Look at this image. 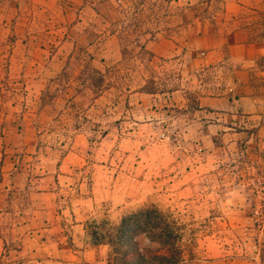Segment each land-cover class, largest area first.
<instances>
[{
  "label": "rangeland",
  "instance_id": "1",
  "mask_svg": "<svg viewBox=\"0 0 264 264\" xmlns=\"http://www.w3.org/2000/svg\"><path fill=\"white\" fill-rule=\"evenodd\" d=\"M207 1L0 0V14L28 28L2 39L22 48L26 67L14 130L23 174L55 176L50 213L3 231L0 264H107L109 246L90 228L149 204L180 227L177 264H264V110L204 116L197 98L235 93L233 69L199 76L181 47L160 50L183 41L176 24ZM17 200L30 209L29 193Z\"/></svg>",
  "mask_w": 264,
  "mask_h": 264
},
{
  "label": "crops",
  "instance_id": "2",
  "mask_svg": "<svg viewBox=\"0 0 264 264\" xmlns=\"http://www.w3.org/2000/svg\"><path fill=\"white\" fill-rule=\"evenodd\" d=\"M206 12L184 16L175 29L185 34L183 41L166 39L160 47L162 55H179L180 47L183 54H189L191 61L187 63L197 73L202 70L217 69L222 64L233 69V85L235 93L224 95L210 93L197 98L199 106L204 107V116L210 117L224 111V115L235 116L240 110L243 117H251L252 107L264 110V0H208ZM17 18L0 14V255L7 242L3 231H20L32 229L36 223L34 215L49 214L53 207L55 176L49 171L40 174H23L24 165L21 151L24 143H17V126L23 125L24 116L18 103L22 99L21 90L28 81L24 74L23 51L15 44L6 46L2 39L8 35L19 39L28 28H22ZM161 33V32H160ZM161 35V34H160ZM177 48V49H176ZM184 48V50H183ZM180 52V53H182ZM182 55V54H180ZM180 57H177V61ZM201 76V73L198 74ZM198 77V76H197ZM25 80V83H24ZM32 84H42L37 79H29ZM25 86V85H24ZM198 86H201L200 84ZM42 88L38 94H42ZM205 92V91H204ZM40 98V97H39ZM38 98V100H39ZM38 100L35 102L37 103ZM241 103V105H240ZM241 106V109H240ZM14 123V128L7 126ZM21 131V127H18ZM10 142L7 137H13ZM26 144V143H25ZM28 166V165H25ZM29 193L31 201L26 210L18 202L17 195ZM48 217H44L47 219ZM48 225V221L42 224ZM17 234V233H16ZM21 240L18 236L13 237ZM31 240H35L33 237ZM37 243V241H36ZM42 245V244H41ZM19 248L21 244H17ZM61 251V246L54 243L42 245ZM39 247V244H38ZM20 253L17 250H12ZM59 258V253L55 255ZM65 258V257H64ZM56 262L58 260L56 259Z\"/></svg>",
  "mask_w": 264,
  "mask_h": 264
},
{
  "label": "trees",
  "instance_id": "3",
  "mask_svg": "<svg viewBox=\"0 0 264 264\" xmlns=\"http://www.w3.org/2000/svg\"><path fill=\"white\" fill-rule=\"evenodd\" d=\"M144 231L150 233L158 246L148 255L139 250L135 239ZM90 236L93 243L109 246L107 264H177L182 255L180 227L154 204L122 215L114 225H93Z\"/></svg>",
  "mask_w": 264,
  "mask_h": 264
},
{
  "label": "clouds",
  "instance_id": "4",
  "mask_svg": "<svg viewBox=\"0 0 264 264\" xmlns=\"http://www.w3.org/2000/svg\"><path fill=\"white\" fill-rule=\"evenodd\" d=\"M136 242L141 252L150 248L155 242L152 240L151 235L148 231L139 233L136 237Z\"/></svg>",
  "mask_w": 264,
  "mask_h": 264
}]
</instances>
